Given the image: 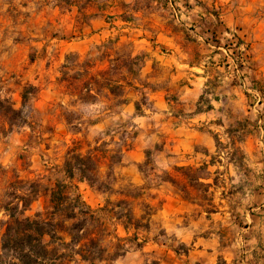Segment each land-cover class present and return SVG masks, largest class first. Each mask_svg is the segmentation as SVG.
Masks as SVG:
<instances>
[{
	"label": "rangeland",
	"instance_id": "374dc122",
	"mask_svg": "<svg viewBox=\"0 0 264 264\" xmlns=\"http://www.w3.org/2000/svg\"><path fill=\"white\" fill-rule=\"evenodd\" d=\"M49 1L46 4L44 0H0V95L11 101L16 109H21L24 89L30 92L29 86H34L38 90L36 94L29 95L24 108L23 118L27 124L15 126L8 134L0 135V254L2 235L9 218L4 210L5 203L10 200L9 194L14 188L21 193L29 192L33 190L34 183L36 186L39 184L38 190L43 194L53 188L57 180H61L73 197L80 195L108 224V238L111 233L115 234V224L102 208L106 199L115 201L119 198L117 193L109 192L124 188L141 192L144 202L153 208L150 231L138 233L139 242L144 241V248L136 249L133 246L128 253L113 261L94 264H201L196 261L200 258L198 252H190L191 240L202 236L206 238L207 232L219 233L217 227L206 230L207 219L201 205L207 209L213 205L218 208L223 191L234 193V188L244 183L243 180L239 182L238 172L242 176L251 172L248 163L242 160L239 148L244 136L262 130L264 139V0H258L255 6L258 28L250 30L246 41L247 79L242 80L245 82L242 84L245 99L241 102H224L226 117L219 122V127L214 126L219 150L217 155H213L214 165L210 167L209 175L220 185V189L215 191L212 205L201 196V186H196L198 193L189 197L181 191L179 184L178 188L162 184V177L167 179V176L162 174V156H158L161 136L153 137L154 144L145 158L149 165L145 161L139 166L119 163L121 150L126 144H134L133 135L138 131L137 125L132 127L133 123L126 113L120 115V111L128 98L142 101L140 86L138 89H126L117 96L111 95L107 87H96V96L83 95L81 100L65 94L66 89L60 86L58 78L62 76L67 79L78 76V80H100L105 83L107 80L124 79L128 75L111 66L116 58H119L120 64L132 62L131 45L127 41L104 47L111 40L109 38L83 55L64 51L67 43L84 41L88 32L82 30L85 28L83 26L96 14V9H107V22L110 28L114 26L117 19L109 9V0L104 3L71 0L75 1L72 6H69L72 3L69 2L62 4V7L57 6L56 0ZM138 5L139 1L136 5L124 3L122 9L125 14L122 17L130 18L132 13L129 12ZM145 5L143 1V7ZM69 13L76 18L71 23L72 28L69 18H64ZM66 56L68 68H63ZM35 59L40 60L33 66ZM133 68L134 73H129L132 79L138 77V62ZM210 92L211 87L208 89ZM208 102L209 95L204 98V104ZM147 104L148 100L145 101ZM141 112L146 113L145 107ZM5 126L0 123L1 130ZM217 129L220 131L216 133ZM78 142L83 153L93 151L104 156L97 187L65 178L63 165L67 151ZM262 155L264 157V145ZM237 163H240V169L235 166ZM124 166L127 168L124 169ZM197 168L200 169L194 176H206L205 168ZM143 171L151 174L148 180L144 178ZM222 185L225 186L224 190ZM172 195L177 201L171 200L167 210L162 211L167 197ZM46 201L47 197H39L20 217H33L44 209ZM192 203L198 205L192 207ZM218 217L215 216L214 220ZM129 232L127 234L122 227L117 230L122 237L135 233L132 229ZM204 239L199 240L205 245ZM45 241L48 242L49 238L45 237ZM113 241L116 240L113 238ZM106 244L108 252L113 253L111 244ZM72 264L91 263L77 258Z\"/></svg>",
	"mask_w": 264,
	"mask_h": 264
},
{
	"label": "crops",
	"instance_id": "0c3cea01",
	"mask_svg": "<svg viewBox=\"0 0 264 264\" xmlns=\"http://www.w3.org/2000/svg\"><path fill=\"white\" fill-rule=\"evenodd\" d=\"M56 1L59 7L75 3ZM138 1L139 5L129 12L130 18H123L124 3L136 5ZM108 3L117 19L114 26L110 28L107 22V9H96V14L83 26L82 30L88 32L84 41L67 43L64 51L88 54L93 46L111 38L118 39L117 43H130L131 57L141 58L138 77L132 79L129 72H123L128 74L127 80H140L136 85L142 88L141 95L148 98V104L142 106L146 109L144 114L137 113L135 98H128L122 105L120 115L126 113L138 131L133 137L134 144L124 145L119 163L143 165L154 144L153 137L161 136L158 156H162V174L167 176L162 177V184L174 187L179 184L189 197L198 193L196 186H201V196L212 205L215 191L220 189L209 175L213 155L219 150L214 126L219 127L226 117L224 102L245 99L242 80L247 79L246 41L250 30L258 28L255 17L258 0H109ZM65 17L72 28L75 15L69 13ZM38 61L35 59L33 66ZM111 63L113 66L115 62ZM58 80H64L63 76ZM60 86L66 89L64 83ZM210 87L212 92L208 93ZM207 95L209 102L204 104ZM263 145L262 130L245 135L239 148L251 172L243 176L238 172L239 182L244 183L235 187L234 193L223 191L218 208L201 205L205 209L206 230L217 227L219 233L207 232L206 238L191 240L190 252H198L200 257L197 262L264 264ZM239 165L235 164L240 169ZM198 166L205 168L206 176L190 179L179 169L191 167L196 172ZM173 199L177 201L173 195L167 197L162 211L167 210ZM215 216L220 217L214 220Z\"/></svg>",
	"mask_w": 264,
	"mask_h": 264
},
{
	"label": "trees",
	"instance_id": "16d2710c",
	"mask_svg": "<svg viewBox=\"0 0 264 264\" xmlns=\"http://www.w3.org/2000/svg\"><path fill=\"white\" fill-rule=\"evenodd\" d=\"M116 44V40H109L104 47ZM131 59L132 62L124 61L120 64L119 58H116L115 69L119 72L127 71L133 74V65L138 62L139 73L140 57L136 56ZM66 60L69 61L68 58ZM64 68H68L67 64ZM77 77L71 76L68 79L63 77L64 80L60 81L65 84L69 95L76 96L80 100L83 99V95L96 96L97 92H94L96 87H107L113 96H117L128 88H139L134 82L138 80H127L126 77L119 80H107L108 82L105 83L100 80H78ZM29 89L30 92L25 89L22 92L21 109H16L11 101L0 95V123L3 126L6 125L2 130L0 128V135L8 134L15 126L27 124L23 118L24 108L30 99L29 95H34L38 91L34 86H29ZM147 100L148 98L144 95L141 102H136L138 114L142 113V105H145ZM136 134L137 132L133 137ZM78 146H80L79 142L67 151L63 165L65 178L71 181L77 179V181L87 182L92 187H97L100 183L98 173L104 156L93 151L83 153L81 147ZM122 152L123 149L121 155ZM146 165L149 163L146 162ZM179 169L186 177L194 179L195 170L193 168L181 167ZM143 173L145 179L148 180L151 174L145 171ZM169 180L175 183L172 177H169ZM38 188L39 184L36 186L34 183L33 190L29 192L21 193L20 190L14 188L9 194L10 200L4 206L9 218L2 235L0 264H72L77 258L94 264L113 261L128 253L133 246L136 249L144 248V241L139 242L138 233L150 231L154 212L152 206L144 202L143 193L133 192L134 190L130 191L126 188L109 192L119 195L115 201L110 198L106 199L102 208L115 224V234L111 233L109 239L108 224L82 200L80 195L73 197L63 181L57 180L54 187L43 194ZM41 196L47 197L44 209L33 217L21 218L20 216ZM137 207H139V212ZM118 227H122L127 234L131 229L135 233L122 237L117 233ZM45 237L49 238L48 242L45 241ZM106 242L111 244L114 249L113 253L108 252ZM155 264L158 263L155 262Z\"/></svg>",
	"mask_w": 264,
	"mask_h": 264
}]
</instances>
